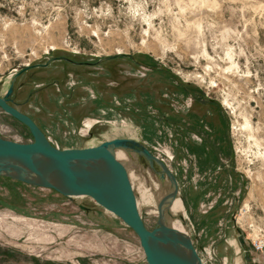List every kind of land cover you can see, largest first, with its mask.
Returning a JSON list of instances; mask_svg holds the SVG:
<instances>
[{
  "label": "rangeland",
  "instance_id": "rangeland-1",
  "mask_svg": "<svg viewBox=\"0 0 264 264\" xmlns=\"http://www.w3.org/2000/svg\"><path fill=\"white\" fill-rule=\"evenodd\" d=\"M45 62L13 79L9 103L50 144L138 141L174 176L201 264H264V0H0V96ZM195 116L204 131L179 124ZM0 136L32 140L2 109ZM123 155L151 229L170 180L144 154ZM0 264L147 262L89 196L0 175Z\"/></svg>",
  "mask_w": 264,
  "mask_h": 264
},
{
  "label": "water",
  "instance_id": "water-1",
  "mask_svg": "<svg viewBox=\"0 0 264 264\" xmlns=\"http://www.w3.org/2000/svg\"><path fill=\"white\" fill-rule=\"evenodd\" d=\"M31 65L16 71L3 95L0 109L24 124L32 137L19 142L0 136V175L25 183L53 189L67 197L85 195L119 217L139 240L147 264H201L189 235L174 230L158 220L149 229L136 205L128 172L115 157L116 147L144 154L155 161L172 184V173L144 145L128 137H115L97 145L57 148L50 144L36 123L9 103L13 79ZM240 243L243 240L238 236Z\"/></svg>",
  "mask_w": 264,
  "mask_h": 264
},
{
  "label": "bare ground",
  "instance_id": "bare-ground-1",
  "mask_svg": "<svg viewBox=\"0 0 264 264\" xmlns=\"http://www.w3.org/2000/svg\"><path fill=\"white\" fill-rule=\"evenodd\" d=\"M126 150L127 149L116 147V148L113 149V153H114L116 158H120V157L124 156L123 152H125ZM163 175L166 176V173H164ZM131 186H132V183H131ZM141 198H143V197H141ZM141 198L140 199H136V205L137 206L141 202H148V201H146V199H144V198L141 199ZM155 203H156L157 206H158V203H159V207H157L158 210L157 211H155L154 209L151 210L150 207H149V209H150L149 212H148L149 214H154L155 212H157L158 220H159V222L161 224H164V225H166V226H168V227H170V228H172L174 230H177L179 232L187 234L183 230L184 227L182 228V224H181L182 219H184V217H185V212H184L182 199L178 195V192L173 194L172 184H171L168 192L166 194H164L163 197L159 198V202L157 201Z\"/></svg>",
  "mask_w": 264,
  "mask_h": 264
},
{
  "label": "flooded vegetation",
  "instance_id": "flooded-vegetation-1",
  "mask_svg": "<svg viewBox=\"0 0 264 264\" xmlns=\"http://www.w3.org/2000/svg\"><path fill=\"white\" fill-rule=\"evenodd\" d=\"M54 59H64V60L69 61V62H74V61H71V60H69L67 58H62V57H54V58H51L50 61L54 60ZM74 63H77V62H74ZM47 64L48 63H46V62L45 63H37V64L31 65L29 68H32V67H45ZM29 68L23 70L22 72L28 70ZM195 117H196L195 120L193 118L192 119H187V118H184V117H182V118L180 117L179 124L181 125L182 128H185V129H188V130H191V131H200V130L204 131V128L206 126L204 123H206L207 121L204 118H199L198 119L197 116H195ZM188 120H190V122ZM199 122L203 123V124H199Z\"/></svg>",
  "mask_w": 264,
  "mask_h": 264
},
{
  "label": "built area",
  "instance_id": "built-area-1",
  "mask_svg": "<svg viewBox=\"0 0 264 264\" xmlns=\"http://www.w3.org/2000/svg\"><path fill=\"white\" fill-rule=\"evenodd\" d=\"M258 242H261V241H258ZM262 242L260 243V246H261Z\"/></svg>",
  "mask_w": 264,
  "mask_h": 264
}]
</instances>
